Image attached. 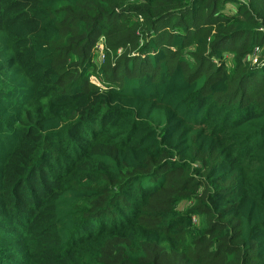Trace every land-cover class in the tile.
<instances>
[{
  "label": "trees",
  "instance_id": "16d2710c",
  "mask_svg": "<svg viewBox=\"0 0 264 264\" xmlns=\"http://www.w3.org/2000/svg\"><path fill=\"white\" fill-rule=\"evenodd\" d=\"M0 264H264V0H0Z\"/></svg>",
  "mask_w": 264,
  "mask_h": 264
},
{
  "label": "built area",
  "instance_id": "2783aa9c",
  "mask_svg": "<svg viewBox=\"0 0 264 264\" xmlns=\"http://www.w3.org/2000/svg\"><path fill=\"white\" fill-rule=\"evenodd\" d=\"M95 54H98L99 52L102 53V59L105 58V39L104 37H101L99 42L96 45Z\"/></svg>",
  "mask_w": 264,
  "mask_h": 264
},
{
  "label": "rangeland",
  "instance_id": "374dc122",
  "mask_svg": "<svg viewBox=\"0 0 264 264\" xmlns=\"http://www.w3.org/2000/svg\"><path fill=\"white\" fill-rule=\"evenodd\" d=\"M234 7V4H231L230 5V9ZM102 53H98L96 54V62L100 65L102 62H103V59H102ZM94 78V77H93ZM194 220L196 221V219L194 218Z\"/></svg>",
  "mask_w": 264,
  "mask_h": 264
}]
</instances>
